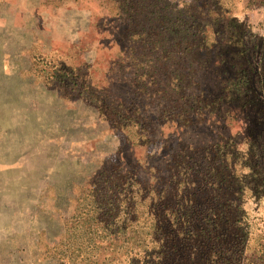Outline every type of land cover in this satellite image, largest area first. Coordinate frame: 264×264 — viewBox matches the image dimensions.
Here are the masks:
<instances>
[{
  "label": "rangeland",
  "instance_id": "obj_1",
  "mask_svg": "<svg viewBox=\"0 0 264 264\" xmlns=\"http://www.w3.org/2000/svg\"><path fill=\"white\" fill-rule=\"evenodd\" d=\"M229 1L228 14L216 28L212 17L201 15L202 10L196 14L209 23V42L225 40L226 46L238 41L243 48L222 51L213 46L192 66L179 56L178 64L174 61L166 67L167 74L180 67L187 75V97H209L216 103L207 107L196 106L192 99L187 104L180 101L185 116L171 118L162 116L165 96L154 95L152 81L142 82L139 75L155 73L156 85L175 96L172 83L162 74L165 71L157 68L161 52L148 54L142 44L129 42L123 19L107 4L0 0V264H67L57 249L89 189L98 183L104 187L106 178L120 169L121 174L158 190L168 183L170 193L172 185L164 179L169 176L166 166L179 147H231L230 142L239 162L250 151L260 152V197L237 199L244 210L242 233L235 238L227 234L226 239L239 238L245 245L234 244L238 248L232 251L231 243L216 249L210 261L228 264L225 260L234 256L239 259L235 264H264V113L259 114L264 106V0ZM191 2L162 0L160 6L180 14ZM235 50L244 51L242 58L232 55ZM51 66L74 70L83 88L106 98L105 103L116 110L149 118L144 121L148 128L140 131L144 144L130 141L134 133L113 127L98 109L100 103L94 106L86 99L84 89L83 94L70 95L48 80ZM240 70L249 80L247 98L251 96L255 104L245 106L230 90ZM245 171L248 174L249 168ZM156 178H163L161 186ZM113 238L106 240L109 246ZM129 241L122 235L116 242ZM106 242H98V251H88L95 264L107 259L110 264L156 263L152 247L126 253L110 249Z\"/></svg>",
  "mask_w": 264,
  "mask_h": 264
},
{
  "label": "trees",
  "instance_id": "obj_2",
  "mask_svg": "<svg viewBox=\"0 0 264 264\" xmlns=\"http://www.w3.org/2000/svg\"><path fill=\"white\" fill-rule=\"evenodd\" d=\"M49 1L60 4L63 0ZM101 1L123 19L127 28L124 35L129 42L142 44L148 54L161 52L157 56L160 60L157 68L165 71L162 74L172 83L174 89L171 91L175 96H169L168 91L162 89L163 85H156L155 73L145 72L139 75L142 82L147 79L152 81L155 86L154 95L165 96L163 100H166L167 104L162 110V116H185V111L181 109L185 105L180 101L187 104L193 100L196 106L202 103L207 107L216 103L209 97H187V75L182 74L180 67L167 74L166 67L174 61L178 64L179 56L189 59L192 66L202 52H210L213 46L222 48V51L237 49L240 45L243 48L242 43L239 44L238 41L226 46L222 45L225 40L209 42V23L206 19L201 20V15L212 17L214 27H218L221 19L228 14L229 0H193L194 2L186 5L180 14L164 11L160 6L162 0ZM199 10H202L201 15L196 14ZM213 33L216 34L214 31ZM217 34L220 35V32ZM128 50L133 49L129 46ZM237 51L232 55H240L242 58L244 51ZM51 68L53 75L49 74L48 80L58 83V87L69 91L70 95L78 92L83 94L84 89L87 92L86 99L94 106L100 103L98 109L103 111L102 114L113 127L126 134L134 133L130 141L138 145L144 144L146 138L140 131L148 128L144 121L149 122V118L144 120L133 111L124 108L116 110L112 104L107 105L105 102L108 100L105 97V100H101L102 96H96V92L80 85L78 76L73 75L74 70L64 68L60 71L59 66ZM188 75H193V72L190 70ZM230 85V90H234L237 94L235 97L245 106L255 104L251 96L249 100L247 98L245 87L249 86V80L244 71L240 70ZM223 93L225 94V91ZM196 106L192 109L195 110ZM260 113L263 115L264 106ZM230 144L232 148L235 146L232 142ZM231 147H179L174 160L166 166L169 176L164 179H168L172 185L170 193L166 188L168 183L162 190H158L148 182L121 174L120 169H116L107 178L105 176L104 187L100 188L99 183L96 184V188L89 189L88 197H84L78 205L71 227L62 241V247L57 249V253L61 255L60 259L65 260L67 264H95L94 256L88 252L90 248L98 251V242L104 243L114 237L111 246L106 242L110 249L131 253L136 248L152 247L157 264H216L210 261L215 258L216 249L223 250L231 243L232 251L238 248L234 244L245 245L239 238L226 239L227 234L235 238L242 233L244 210L237 199L246 197L248 201H256L260 197L258 181L263 173L262 166L258 164L260 152L250 151L244 159L241 156L242 160L239 162L237 160L240 157ZM246 168H249L248 174ZM162 180L163 178H156L157 186H161ZM128 230L130 234L126 235ZM115 235L129 236L130 241L120 245L116 242L120 237L115 240ZM110 260L107 259L105 264H110ZM238 260L230 256L225 261L235 264ZM241 261L240 259L239 263Z\"/></svg>",
  "mask_w": 264,
  "mask_h": 264
}]
</instances>
